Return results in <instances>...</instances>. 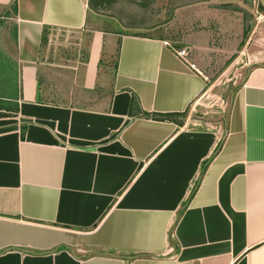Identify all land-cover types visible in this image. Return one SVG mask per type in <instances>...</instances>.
<instances>
[{
  "label": "crops",
  "instance_id": "obj_1",
  "mask_svg": "<svg viewBox=\"0 0 264 264\" xmlns=\"http://www.w3.org/2000/svg\"><path fill=\"white\" fill-rule=\"evenodd\" d=\"M13 1L0 0V264H264L261 50L211 125L189 116L207 78L170 39L97 29L110 20L92 0ZM90 29L80 89L48 78L45 32Z\"/></svg>",
  "mask_w": 264,
  "mask_h": 264
},
{
  "label": "rangeland",
  "instance_id": "obj_2",
  "mask_svg": "<svg viewBox=\"0 0 264 264\" xmlns=\"http://www.w3.org/2000/svg\"><path fill=\"white\" fill-rule=\"evenodd\" d=\"M99 2L110 21L96 24L97 29L170 39L174 49L206 76L208 87L189 111L193 120L206 117L211 125L221 123L232 94L251 68L249 55L257 49L264 54V0H92L91 7ZM150 19L159 23V29L139 30ZM92 31L45 32L48 78L67 75L70 81L74 76L72 82L80 89ZM113 67L114 62L110 69L102 66V74L110 76Z\"/></svg>",
  "mask_w": 264,
  "mask_h": 264
},
{
  "label": "trees",
  "instance_id": "obj_3",
  "mask_svg": "<svg viewBox=\"0 0 264 264\" xmlns=\"http://www.w3.org/2000/svg\"><path fill=\"white\" fill-rule=\"evenodd\" d=\"M17 4H16V1L14 0L13 1V4H12V9H13V12H16L17 11ZM237 91V90H236ZM235 96V92H234V94L232 95V97H234ZM231 97V98H232ZM135 103V100L133 101V103L132 104H134ZM227 113L224 115V117H223V119L221 120V123H225V121H226V119H227ZM176 117H179V116H177V115H171V116H167V119H169V120H174Z\"/></svg>",
  "mask_w": 264,
  "mask_h": 264
},
{
  "label": "built area",
  "instance_id": "obj_4",
  "mask_svg": "<svg viewBox=\"0 0 264 264\" xmlns=\"http://www.w3.org/2000/svg\"><path fill=\"white\" fill-rule=\"evenodd\" d=\"M185 55V54H184ZM180 56H182L183 57V53L182 54H180Z\"/></svg>",
  "mask_w": 264,
  "mask_h": 264
}]
</instances>
